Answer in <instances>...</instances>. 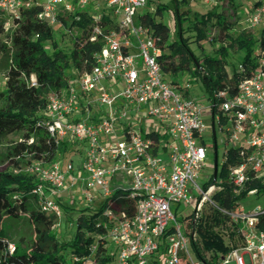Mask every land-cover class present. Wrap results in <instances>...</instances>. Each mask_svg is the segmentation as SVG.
<instances>
[{"label":"built area","instance_id":"obj_1","mask_svg":"<svg viewBox=\"0 0 264 264\" xmlns=\"http://www.w3.org/2000/svg\"><path fill=\"white\" fill-rule=\"evenodd\" d=\"M149 1L0 0V10L10 19L19 17L22 9L37 6L41 9L38 18L52 26L64 19L80 21L82 13L89 11L96 24L91 41L99 36L104 41L93 69L75 72L65 88L50 95L42 123L57 146L67 141L82 145V163L77 167L68 159L44 167L42 161L33 162L27 172L41 182L33 193L41 194L43 210L57 218L63 215L62 207L55 200L43 201L44 185L50 186L52 196L77 186L88 207L96 210L100 209L96 203L103 202V251H97L96 240L88 255L73 257L79 264H101L105 257L110 259L107 264H264V206L249 212L241 202L235 210L221 208L213 197L223 190V180L207 189L197 183L209 159L204 144L210 129L208 113L212 134L213 124L216 131L215 151L218 134L227 142L222 164L230 148L239 149L241 163L232 166L228 176L235 194L254 180L264 181V49L260 36L264 0L247 14L244 27L260 29L255 67L238 83L235 93L216 94L221 98L217 111L216 104L208 100L206 106L189 94L190 82L174 83L164 73L159 62L162 50L140 19ZM104 15L122 17L118 30L104 34L99 25ZM31 81L37 86L35 76ZM197 191L201 194L197 206L183 226L172 205H191L192 193ZM258 191L253 189L247 196L264 194ZM120 201L133 209H120ZM207 203L227 217L226 224L239 242L226 240L228 253L201 251V258L195 247L202 250L196 224ZM191 247L199 260L193 258ZM8 250L13 253L16 246L9 242Z\"/></svg>","mask_w":264,"mask_h":264},{"label":"trees","instance_id":"obj_2","mask_svg":"<svg viewBox=\"0 0 264 264\" xmlns=\"http://www.w3.org/2000/svg\"><path fill=\"white\" fill-rule=\"evenodd\" d=\"M176 23V38L172 39V30L158 17H163L170 8L168 5L158 7L152 14L143 12L140 16L144 26L151 29L157 39V46L162 50L159 62L164 73L171 76L174 83L186 74L199 80L207 99L216 104L217 111L221 98L216 94L228 90L235 93L238 83L250 74L255 67L254 47L258 37L250 32L242 31L237 37L231 35L232 18L224 13L210 12L201 14L190 10L182 11L186 0H172ZM233 6H235L232 0ZM260 2L256 3V5ZM40 8L35 6L22 9L20 16L13 20V29H8V18L0 10V35L6 34V40L0 39V54L5 61V81L0 87V144L12 134H21L23 140L9 151L10 157L27 158L53 163L63 160L61 146H57L45 125L50 95L65 88L71 79L70 70L78 74L90 72L95 66L96 55L104 47L103 37L92 42L95 22L89 11L82 13L80 21H72L70 29L79 31L74 47L70 53L60 49L51 24L38 18ZM236 12V10H235ZM64 21V20H63ZM104 34L118 30L113 17L104 15L99 22ZM217 27L218 34L225 43L217 51L214 58H200L191 50V43H201L208 39L209 31ZM194 34V35H193ZM222 34V35H221ZM261 47L264 49V31L261 32ZM195 38V39H193ZM51 42L53 52L50 54L45 44ZM201 47V44H200ZM245 52L232 71H228L229 50ZM240 66L244 71H240ZM35 76L37 86L32 84ZM33 140L32 143L30 141ZM216 146V141H215ZM65 147V146H64ZM218 148V144H217ZM239 149L232 147L227 151L226 160L218 169L205 189L223 180V190L214 195V200L221 208L235 210L239 202L248 192L259 189L264 192V181L261 179L248 183L246 190L237 195L229 182V169L241 163L238 157ZM8 156V157H9ZM13 163H18L12 159ZM39 186L38 180L31 175L15 174L0 170V264H79L73 257H83L89 254L90 248L99 240V253L103 251L104 222L100 219L104 207L96 210L89 207L82 209L77 221L75 236L68 242L59 243L53 228L58 222L55 214L44 211L37 194L33 193ZM65 208H72L61 202ZM119 208L132 210L130 203L120 201ZM26 214L35 227L36 240L30 249L16 246L11 253L8 250L9 241L2 229L3 221L11 216L20 217ZM227 223V217L217 211H210L206 218H201L196 228L201 238L202 250L195 245L199 256L201 251L228 253L229 247L215 231V227ZM216 257V256H215ZM214 257V259H215ZM110 259L105 257L101 264H107Z\"/></svg>","mask_w":264,"mask_h":264},{"label":"rangeland","instance_id":"obj_3","mask_svg":"<svg viewBox=\"0 0 264 264\" xmlns=\"http://www.w3.org/2000/svg\"><path fill=\"white\" fill-rule=\"evenodd\" d=\"M235 6H233L232 0H186V5L182 6V11L190 10L192 12H198L201 14H207L210 12H218L224 13L225 15H230L232 18L233 28L231 30V35L233 37H237L242 31H247L252 33L253 35H257L260 29L256 31L251 30H243L246 27V21L248 18V13L253 9L256 3L261 2L263 0H233ZM164 5H168L170 8L167 10L163 17H158V21H162L167 26H169L172 30V39L176 38V23H175V15H174V4L172 0H150L147 7L142 9L141 12L150 11L154 14L157 11L158 7H163ZM236 10V12H235ZM95 17L98 16V12L92 11ZM109 12V11H108ZM6 18L7 16L4 15ZM8 18V29H13V20ZM115 19V24L121 22L122 17L118 16ZM72 24V19L66 20L64 19L63 23L56 24L53 26L55 31V38L59 44L60 49L65 51L66 53H70L74 47V42L76 37L79 35V31L77 28L70 29ZM139 24V21H137ZM194 35V34H193ZM222 35V34H221ZM0 39L2 41L6 40V34H1ZM195 39V38H193ZM225 39L221 38L218 34L217 27L212 28L208 33V39L206 41L201 42L200 44L197 42H192L190 47L191 50L195 53L196 56L200 58L211 57L214 58L217 55L218 49L222 46L229 44V42L225 43ZM47 51L51 54L53 52V46L51 42H47L45 44ZM260 48V45L256 44L254 49V53L257 52ZM245 56V52H239L236 50H229L228 57V71H232L233 68L240 63V59ZM5 61L3 56L0 54V87H3V81H5ZM70 76L73 77L75 71L73 69L70 70ZM168 79H172L171 76H168ZM178 83L184 84L190 82L189 94L200 100L204 105H208L209 101L207 99L206 93L203 89V86L199 80H196L191 77L190 74H186L177 80ZM47 114V111L44 113ZM206 122L210 125V129L205 133L204 144L209 148V159L207 162V167L202 171L200 177L197 179V183L204 187L205 184L208 183L210 176L214 173L215 169V147H214V137L211 130V122L212 116L208 113L206 114ZM23 140L21 134H12L7 139L0 144V170L2 171H10L15 174H27L31 175L27 172L28 167L35 161L30 157L27 158H19V157H10L9 151L11 148L15 147L19 142ZM218 159L220 165L224 159L225 149L227 146V142L225 137H222L221 134H218ZM65 147L61 146V155H64L63 160L72 159L75 165L78 167L82 163L83 158V149L82 145L77 142H64ZM9 156V157H8ZM12 159H15L18 163H13ZM42 165L44 167H49L50 163L42 161ZM33 176V175H31ZM41 185L39 178L34 176ZM44 196H42L43 201L47 200H55L58 202L63 210L62 217L58 218V222L56 226L53 228V233L56 235L59 243L68 242L72 240L76 233L77 221L82 214V209L89 208L85 200L82 198L80 189L77 186L68 187L63 192L58 194L57 196L51 195V190L49 185L43 186ZM41 200V194H37ZM200 192H193L191 205L188 204H173L172 210L175 213L178 222H180L183 226L187 224L188 217L193 215L195 208L197 206L198 200L200 198ZM61 202L65 205L72 208H65L62 206ZM241 206H243L244 210L249 212L254 210L258 205L264 206V194L263 195H253L247 196L241 201ZM103 202L96 203V207H102ZM213 211V207L210 203L205 204L204 210L201 213L203 218H206L210 211ZM222 225V224H221ZM221 225L215 227V231L223 238L224 241H231L233 244H238L239 239L236 237V232L230 227L228 224H223L226 227H222ZM221 226V227H220ZM2 229L7 235V239L10 243L15 246H22L26 249H30L31 246L34 245L36 240L35 227L33 222L30 220V217L26 214H22L20 217L11 216L6 218L2 223ZM228 232V234H226ZM226 234L225 236L223 234ZM199 245L201 246V238H199ZM191 252L193 258L195 260H199V257L196 254V251L193 247H191Z\"/></svg>","mask_w":264,"mask_h":264},{"label":"water","instance_id":"obj_4","mask_svg":"<svg viewBox=\"0 0 264 264\" xmlns=\"http://www.w3.org/2000/svg\"><path fill=\"white\" fill-rule=\"evenodd\" d=\"M213 134L215 135L216 131H215V127L213 124ZM215 169H214V174H215V178H217L218 175V169H219V159H218V152H217V145H216V153H215Z\"/></svg>","mask_w":264,"mask_h":264},{"label":"crops","instance_id":"obj_5","mask_svg":"<svg viewBox=\"0 0 264 264\" xmlns=\"http://www.w3.org/2000/svg\"><path fill=\"white\" fill-rule=\"evenodd\" d=\"M243 30H247V29L244 28Z\"/></svg>","mask_w":264,"mask_h":264}]
</instances>
